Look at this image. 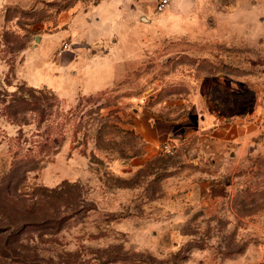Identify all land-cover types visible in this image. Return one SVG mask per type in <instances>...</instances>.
<instances>
[{
  "label": "rangeland",
  "instance_id": "rangeland-1",
  "mask_svg": "<svg viewBox=\"0 0 264 264\" xmlns=\"http://www.w3.org/2000/svg\"><path fill=\"white\" fill-rule=\"evenodd\" d=\"M96 1L0 0V264H264V0L180 3L172 30L146 3L143 50L111 87L33 84L34 63L61 71L72 8ZM248 5L255 45H220ZM29 88L48 91L44 114L15 122L2 100ZM216 108L230 126L212 135Z\"/></svg>",
  "mask_w": 264,
  "mask_h": 264
},
{
  "label": "crops",
  "instance_id": "crops-1",
  "mask_svg": "<svg viewBox=\"0 0 264 264\" xmlns=\"http://www.w3.org/2000/svg\"><path fill=\"white\" fill-rule=\"evenodd\" d=\"M156 1L158 3L161 0H98L88 6L75 5L70 11L72 13L70 25L62 34V36L66 33L72 36L71 46L62 49L53 59V62L60 67L61 71H56L53 66H43L37 62L34 63V68H31L30 80L35 85H46L52 88L64 98H76L80 94H95L111 87L117 80L127 74V62L136 61L138 52L140 53L143 50L138 41L139 39L142 41L143 15L146 10L153 12L152 5L145 8L144 4L155 3ZM201 1L169 0L167 5L169 11H165V17L172 24L170 30L180 23L181 16L180 12L177 11L178 4L199 3ZM139 7L141 10L138 9ZM155 9L157 8L155 7ZM184 11V14L189 12L185 9ZM233 15L238 22L236 24L233 22L234 26H232L233 29L230 35L225 36L224 33L217 32L216 36L220 42L219 44L230 45L235 47L234 50L245 49L250 44L255 45V8L250 7V5L242 8V10L238 8L233 12ZM146 17L150 20L153 19L149 15ZM130 20L135 22H129ZM129 25H132L130 29L134 32L133 34L126 31V27H129ZM132 38L134 42L130 40ZM109 41L113 42L112 45L107 44ZM59 45L56 44L53 50ZM116 48L122 49V53L118 52ZM92 66L96 67V70L90 79H85L83 87L82 81H76L75 77L80 75L83 78L86 69ZM104 67H106V72L102 73L101 70ZM194 96L195 94H193L195 99L196 96ZM217 109L210 111L211 116L206 112L205 122H203L204 126L213 128L212 135L218 134L223 126H230L222 123V116L217 112ZM150 123L137 124V126H155L154 120H151ZM158 123L161 126V121ZM213 137L218 140L217 136Z\"/></svg>",
  "mask_w": 264,
  "mask_h": 264
},
{
  "label": "trees",
  "instance_id": "trees-1",
  "mask_svg": "<svg viewBox=\"0 0 264 264\" xmlns=\"http://www.w3.org/2000/svg\"><path fill=\"white\" fill-rule=\"evenodd\" d=\"M38 94V95H37ZM46 94L48 95V91L45 89H36V88H29L26 90L25 94L19 95L18 92L12 93L10 95V98H4L2 100V110L5 111V113L15 122L18 121V115L21 113H25L26 111H32V112H40L41 114H44L45 107L42 102V99L46 101ZM44 95V96H43ZM47 102V101H46ZM53 105V104H50ZM22 122V121H20ZM100 131L103 130V126H100ZM54 143V142H53ZM43 148L51 149V143L45 142L42 144ZM25 166L28 164L31 165L28 170L34 169V161L30 160V155L25 156ZM18 161L19 163L22 162ZM31 208L29 210L30 217H36L37 208L34 204H31Z\"/></svg>",
  "mask_w": 264,
  "mask_h": 264
},
{
  "label": "built area",
  "instance_id": "built-area-1",
  "mask_svg": "<svg viewBox=\"0 0 264 264\" xmlns=\"http://www.w3.org/2000/svg\"><path fill=\"white\" fill-rule=\"evenodd\" d=\"M168 4H169V0H161L160 2L157 3L156 8L158 11H163V10H165V8L167 7ZM68 46H69V44L66 43L65 48Z\"/></svg>",
  "mask_w": 264,
  "mask_h": 264
}]
</instances>
